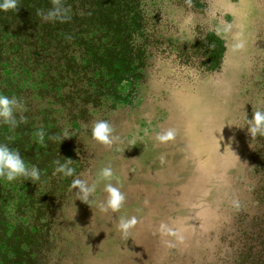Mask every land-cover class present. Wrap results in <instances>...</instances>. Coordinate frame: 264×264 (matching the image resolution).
Returning <instances> with one entry per match:
<instances>
[{"label":"rangeland","instance_id":"1","mask_svg":"<svg viewBox=\"0 0 264 264\" xmlns=\"http://www.w3.org/2000/svg\"><path fill=\"white\" fill-rule=\"evenodd\" d=\"M152 8L153 58L136 93L122 82L132 102L94 128L85 169L57 190L50 238L39 246L44 227L29 248L46 257L32 264L238 263L262 197L254 167L264 148V0ZM158 201L172 204L170 215L142 242L156 257L137 260L146 249L134 233L145 222L136 206Z\"/></svg>","mask_w":264,"mask_h":264},{"label":"trees","instance_id":"2","mask_svg":"<svg viewBox=\"0 0 264 264\" xmlns=\"http://www.w3.org/2000/svg\"><path fill=\"white\" fill-rule=\"evenodd\" d=\"M155 26L152 0H0V264H32L30 244L56 225V192L85 169L94 128L132 102L120 85L128 80L136 93ZM258 152L262 197L237 264H264Z\"/></svg>","mask_w":264,"mask_h":264},{"label":"crops","instance_id":"3","mask_svg":"<svg viewBox=\"0 0 264 264\" xmlns=\"http://www.w3.org/2000/svg\"><path fill=\"white\" fill-rule=\"evenodd\" d=\"M161 188V187H158ZM158 207L156 208H145V207H139L136 206V214L135 219L141 218L140 220L145 221L144 223H134V233L136 234V241L141 239L142 242H146L143 237L147 236V234H160V230L156 227L161 226L163 223L166 222L167 217L170 215L168 214L167 208H169L172 204L171 203H164L159 202L156 204ZM150 239V238H149ZM151 240V239H150ZM148 241V240H147ZM143 244V243H142ZM144 245V244H143ZM146 250L141 253H134L133 256L138 260L142 258H145L146 260H150V258L156 257V251L146 248V246H143ZM140 251V250H139ZM134 264H138L137 262Z\"/></svg>","mask_w":264,"mask_h":264}]
</instances>
